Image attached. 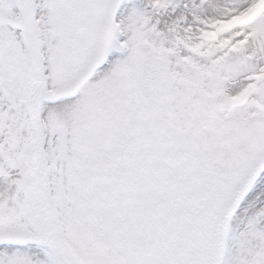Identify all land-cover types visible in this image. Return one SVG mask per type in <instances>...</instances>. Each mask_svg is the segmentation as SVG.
<instances>
[{"label": "snow or ice", "instance_id": "snow-or-ice-1", "mask_svg": "<svg viewBox=\"0 0 264 264\" xmlns=\"http://www.w3.org/2000/svg\"><path fill=\"white\" fill-rule=\"evenodd\" d=\"M0 264H264V0H0Z\"/></svg>", "mask_w": 264, "mask_h": 264}]
</instances>
